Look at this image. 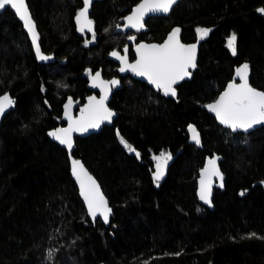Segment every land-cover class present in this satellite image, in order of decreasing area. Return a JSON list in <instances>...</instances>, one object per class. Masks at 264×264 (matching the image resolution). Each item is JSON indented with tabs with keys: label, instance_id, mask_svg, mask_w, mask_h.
I'll return each mask as SVG.
<instances>
[{
	"label": "trees",
	"instance_id": "obj_1",
	"mask_svg": "<svg viewBox=\"0 0 264 264\" xmlns=\"http://www.w3.org/2000/svg\"><path fill=\"white\" fill-rule=\"evenodd\" d=\"M27 1L42 53L54 62H38L11 8L0 15V96L16 100L0 125V264H264V128L232 133L205 110L245 62L252 86L264 91V14L257 11L264 0H182L168 17L147 20L138 40L162 43L179 27L184 43L201 46L193 77L177 87L176 98L122 79L109 103L119 114L114 124L76 138L74 156L113 209L109 227L88 217L67 151L48 133L63 125L70 98L81 106L94 92L88 70L116 77L109 53L125 55L127 47L134 58V33L115 31L141 0L96 3L94 40L75 27L83 0ZM197 28L211 31L200 39ZM233 33L236 55L227 47ZM161 152L172 158L157 186L153 156ZM214 154L224 186H216L211 210L199 203L197 180Z\"/></svg>",
	"mask_w": 264,
	"mask_h": 264
},
{
	"label": "snow or ice",
	"instance_id": "obj_2",
	"mask_svg": "<svg viewBox=\"0 0 264 264\" xmlns=\"http://www.w3.org/2000/svg\"><path fill=\"white\" fill-rule=\"evenodd\" d=\"M176 0H142L132 11V14L126 17L127 24L125 27L135 28L140 31L144 28V18L149 13L162 12L168 13ZM93 0H83V7L76 16L78 31L83 33L85 29L92 33L93 40L95 32L93 29V21L89 18V9ZM10 7L15 14L23 22V26L29 33L32 44L35 48L37 58L42 61L52 59V57L44 55L41 52L39 44V34L33 21L26 0H0V11ZM258 12L264 14V8L257 9ZM119 27V25L117 26ZM200 39L208 36L211 29L197 28ZM180 29H174L163 44H139L136 47L138 59L135 63H129L125 47V55L121 56L118 52H112L111 55L121 62L120 72L131 71L135 75L144 77L147 81L154 85L158 90H162L165 96H176L174 85L182 81L185 77H189L190 68H195L196 63V46L184 45L180 41ZM129 40H135L134 36H129ZM237 36L233 33L227 39V47L233 55H236ZM91 77L92 87H99L102 95L99 99L95 96L88 98V104L80 110V116L73 118L71 115L72 100H68L65 105V119L68 120L67 128H57L49 135L57 140L60 144L65 145L69 152L73 147L72 133L87 132L89 129H97L101 123L107 121L111 123L112 117L115 115L106 106V101L111 91V87L119 84V81L113 79L105 81L101 78L100 72L94 75L91 70L87 71ZM235 79L227 85L226 90L220 95L219 99L212 104L206 105L209 111L215 113L218 121L233 132L252 129L255 125L264 124V91L253 88L249 83V65L247 63L236 69ZM14 101L8 96L0 97V116H3L8 108L14 105ZM191 139L200 145V134L198 130L189 125ZM119 136V132L117 133ZM120 143L129 151L134 152L137 158L140 153L131 146L123 137H120ZM171 154L161 152L158 156H153L155 161V172L153 180L159 186V181L163 178L168 161L171 160ZM72 172L79 183L81 195L87 205L88 214L93 221L99 215L104 223H108L112 209L108 205V201L100 191V187L91 175L85 170L83 164L78 160L72 161ZM212 177L220 180L219 187H223V175L217 166V159H209L206 167L201 172L199 181V198L205 204L212 205ZM244 193L242 192L241 195ZM256 236L255 233L250 234ZM261 238V237H257ZM52 252H49V257Z\"/></svg>",
	"mask_w": 264,
	"mask_h": 264
},
{
	"label": "water",
	"instance_id": "obj_3",
	"mask_svg": "<svg viewBox=\"0 0 264 264\" xmlns=\"http://www.w3.org/2000/svg\"><path fill=\"white\" fill-rule=\"evenodd\" d=\"M102 1H103V0H93V3H92V5H91V7H90V9H89V18H90V19H91L90 14H91V9H92V7H93L96 3H98V2H102ZM180 1H182V0H176L175 4L172 5V7H171V9H170V11H169L168 13L155 12V13H149L148 15H146L145 18H144V28H142L140 31H137L135 28L125 27V25L127 24L126 17H128L129 15L132 14L133 9H134L139 3L142 2V0H141L136 6L133 7V9L131 10V12H130L128 15H126L123 19H121V20L119 21V27L116 29L115 32H116V33H124V34H126V33H128V32H133V33H134V37H135V40H134V41H137V40H138V39H137V36H138L139 34H143V33H146V32L148 31V28H147V26H146V22H147L148 19L153 18V17H168V16L170 15V12L172 11V9H173V8H174V7L180 2ZM26 3H27V6H28V8H29V11H30V13H31V10H30V7H29V5H28V1H27V0H26ZM8 8H10V7H8ZM8 8H6V10H7ZM81 9H82V8H81ZM81 9H80V10H81ZM6 10L0 11V15L3 14ZM80 10H79V11H80ZM13 11H14V10H13ZM79 11H78V12H79ZM14 13H15V11H14ZM77 14H78V13H77ZM16 16H17V15H16ZM31 16H32V13H31ZM76 16H77V15H76ZM17 18H18V16H17ZM32 18H33V17H32ZM18 20L23 24V22H22L19 18H18ZM91 20H92V19H91ZM33 21H34V23H35V25H36V28H37V24H36V22H35L34 19H33ZM23 27H24V26H23ZM75 27H76L77 32H78L80 35H85V34H87V35H92V33H91V32H88L87 29H85V31H84L83 33H81L80 31H78V25H77V23H76V17H75ZM177 28H179V27H175V28H173V29L167 34L166 38L164 39V41H163L162 43L148 42V41H144V40H143V41L136 42L135 45H134V56H135V59H134L133 61H131L130 58L128 57V62H129V63H135V61L138 59V55H137V52H136V47H137V45H139V44H141V43H143V44H158V45H159V44H163V43L166 41V39L168 38L169 34H170L174 29H177ZM93 29H94V32H96V26H95V23H94V22H93ZM179 29H180L179 37H180V41H181V43H183L184 45H195V46H196V59H195V63H196V66H197L198 56H199V51H200V46H201V41H200V40H197V41L194 42V43H184V42L182 41V30H181V28H179ZM24 30H25V32L28 34L29 39H30V41H31V43H32V40H31V37H30L29 33L26 31L25 28H24ZM37 32H38V29H37ZM38 34H39V32H38ZM40 42H41V36H40V34H39V44H40ZM32 45H33V44H32ZM40 48H41V45H40ZM33 49H34V52H35V48H34V46H33ZM114 51H115V52H118L121 56H123V54L120 53L119 51H116V50H114ZM114 51H111V52L109 53V55H108V59H109L110 61H112V62H114V63H116V64L118 65V75H119L121 78H125V77L130 76V77H132L133 79L139 80V81H141V82L147 84V85H148L149 87H151L152 89H154V90H156V91H159L154 85L150 84V83L147 81V79L144 78V77L137 76V75H135V74H134L133 72H131V71L120 72L119 69H120V67L122 66V65H121V62H120L118 59H116L115 57H113V56L111 55V53L114 52ZM41 52H42V50H41ZM43 54H44V53H43ZM35 55H36V52H35ZM44 55H45V54H44ZM47 56H48V55H47ZM36 57H37V55H36ZM50 57H52V56H50ZM37 60H38V62L41 63V64H49V63L54 62V58H53V57H52V59L47 60V61H42V60H39L38 58H37ZM245 63H246V62H245ZM245 63H243V64H245ZM243 64H241L240 66H242ZM247 64H248V63H247ZM248 65H249V64H248ZM240 66H238V67H240ZM238 67H237V68H238ZM195 68H196V67H195ZM195 68H194V69H195ZM237 68H236V69H237ZM194 69H193V68H190V69H189V72L191 73V75H190L189 77H185L182 81H180V82H178L176 85H174V87H175V89H176V96H177V87H178L182 82H184V81H189V80L192 79V77H193V70H194ZM236 69H235V71H234L233 78H232V80H231L230 82H232V81L235 79V81H236L237 83H239L238 78L235 76ZM100 74H101V78H102L103 80H105V81H111V80H113V79H116V80L119 81V84H118L117 86H115V87H111L110 94H109L108 99H107V101H106V106H107L111 111H113V112L115 113V115L112 117V121H111V123H109V122H107V121H104L103 123H101L100 127L97 128V129H89L87 132H84V133L73 132V133H72L73 147H72V149H71V152H69V150L67 149V147H66L65 145L60 144L57 140H55L53 137H51V136L49 135V133H48V136H49V138H50V140H51L52 142L58 144L60 147L64 148V149L67 151V154H68V157H69V160H70V173H71V176H72V178H73V180H74V182H75V184H76V186H77V188H78L79 196H80L82 202H83L84 205H85V208H86L87 214H88L87 205H86V203H85V201H84V199H83V197H82V195H81V190H80L79 183L77 182V180H76V178L74 177L73 172H72V161H73V160H78V161H80V162L83 164L85 170L88 172V174L91 175V176L93 177V179H95V181L97 182V184H98L99 187H100V191L102 192V194L104 195V197H105L106 200L108 201V205H109V207L111 208V206H110V202H109L108 198L106 197V195H105V193H104V191H103V189H102V187H101L99 181H98V180L96 179V177H95V176L89 171V169L86 167V165L84 164V162H83L81 159H78V158H76V157L74 156L75 140H76L77 137H79V138H86V137H89L90 135L98 134V133H100V132L102 131V129H103L104 127H106V126H108V127L112 126V125L114 124V122L116 121V119L118 118V116H119V114H118L116 111H114V110H112V109L110 108L109 103H110V101H111V99H112L114 89H116V88H118L119 86H121V79H120L119 77H114V78H111L110 80H106V79L103 77V73L100 72ZM230 82H229V83H230ZM229 83H228V84H229ZM249 83H250V85L252 86V84H251V68H250V66H249ZM228 84H227V85H228ZM227 85H226L225 89L219 94V96L217 97V99H216L215 101H217V100L219 99L220 95L226 90ZM252 87L255 88L254 86H252ZM90 89H92V90L94 91V93L91 94V95H89V96L86 98L85 103H84L83 105H81V106H77L75 103L72 102L71 115L73 116V118H78V117L80 116V110H81L82 108H84V107L88 104V98H89V97H91V96H95L97 99H99L100 96L102 95L101 90H100L99 87H92V80H91V77H90ZM255 89H257V90H259V91H262V90H260V89H258V88H255ZM96 92H98L99 95H97ZM4 95H8V96H9V97H10L15 103H14V105H13L11 108H8V109L5 111V113H4L3 116H0V125H1L2 121L4 120V118H5V117H6V116H7V115H8V114H9V113H10V112L16 107V100L10 95V93H6V94H4ZM4 95H2V96H4ZM162 95H163L164 97H166V98H175V97H176V96H175V97H172V96H170V95H169V96H165V95L163 94V92H162ZM2 96H0V97H2ZM215 101H213V102H211V103H209V104H212V103H214ZM66 104H67V103H66ZM66 104H65V105H66ZM209 104H207V105H209ZM65 105H64V108H63V116H62V121H63L64 125H60V126L57 127V128H67V127H68V123H69V122H68L67 119H65V116H64V113H65ZM205 110H206V112H207L209 115H211L212 117H214V118L216 119L217 123H218L220 126H222V127L225 128V129L230 130L232 133H244V134H250V133L253 132V131H256V130H258V129L264 128V124H262V125H255L252 129L248 130L247 132H244V131H236V132H233L231 129H229V128L225 127L224 125H222V124L218 121V119L216 118L215 113L209 111L208 108H207L206 106H205ZM57 128H55V129H57ZM55 129H52L51 131H53V130H55ZM51 131H49V132H51ZM209 159H217V166L219 167V170H220V172L222 173L221 166H220V163H221V157L218 156L217 154H214L212 157H208V158L206 159V161H205V164L203 165V167H202V168L200 169V171H199L198 180H197V197H198L199 203H200L201 205H203L204 207H206V208L212 210L213 207H214V206H213V201H212V205L209 206V205L205 204L203 201H201L200 198H199V188H200L199 181H200V178H201V172H202V170L206 167L207 162H208ZM154 172H155V169H154ZM154 172H153V173H154ZM222 175H223V173H222ZM166 176H167V168H166V170H165V174H164L163 178H162L159 182H162ZM218 183H220V180H219L217 177H212V197H211L212 200H213L214 190H215L216 186L218 185ZM111 209H112V208H111ZM112 216H113V209H112L111 215L109 216V221H108V223H104L102 217H100L99 215L97 216L96 220L93 221L92 217L88 214V217L91 219V221H92L93 223L100 219V220L102 221V223H103L106 227H109V226H110V224H111V220H112Z\"/></svg>",
	"mask_w": 264,
	"mask_h": 264
},
{
	"label": "flooded vegetation",
	"instance_id": "obj_4",
	"mask_svg": "<svg viewBox=\"0 0 264 264\" xmlns=\"http://www.w3.org/2000/svg\"><path fill=\"white\" fill-rule=\"evenodd\" d=\"M87 35V34H86ZM139 41H143V40H137V41H134V45H135V43L136 42H139ZM133 53H134V46H133ZM128 57V56H127ZM130 58V57H129ZM135 59V56H134V58L133 59H131L130 58V60L131 61H133ZM112 62V61H111ZM114 63V62H113ZM114 64H116V63H114ZM116 66H117V75H118V65L116 64ZM104 77V76H103ZM116 77H119L121 80L122 79H126V78H132V77H130V76H128V77H125V78H121L119 75L118 76H116ZM105 78V77H104ZM111 78H114V77H111ZM111 78H105L106 80H110ZM133 79V78H132ZM134 80H136V79H134ZM136 81H139V80H136ZM122 82V81H121ZM141 82V81H140ZM143 83V82H142ZM183 83V82H182ZM145 84V83H144ZM145 85H147V84H145ZM148 86V85H147ZM180 86V85H179ZM149 87V86H148ZM151 88V87H150ZM152 89V88H151ZM115 90V89H114ZM154 90V89H153ZM154 91H156V90H154ZM156 92H158V93H160V94H162V90H159V91H156ZM94 93V92H93ZM92 93V94H93ZM97 93V95H99V93L98 92H96ZM114 93V92H113ZM176 98V97H175ZM63 125H64V123H63Z\"/></svg>",
	"mask_w": 264,
	"mask_h": 264
}]
</instances>
